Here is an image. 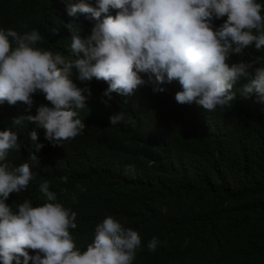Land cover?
I'll list each match as a JSON object with an SVG mask.
<instances>
[{"label": "trees", "instance_id": "1", "mask_svg": "<svg viewBox=\"0 0 264 264\" xmlns=\"http://www.w3.org/2000/svg\"><path fill=\"white\" fill-rule=\"evenodd\" d=\"M75 2L0 0V28L35 29L43 37L38 47L66 57L65 13ZM257 57L264 58V51L253 46L230 63ZM244 82L234 86L231 107L208 112L195 103L178 104L175 93L182 89L176 81L159 85L164 92H154L151 84L129 98L95 102L82 134L59 146H51L55 141L35 124H13L29 114L25 104H0V131L17 132L22 145L8 161L28 162L36 177L5 203L38 202L39 182L48 180L77 213L73 234L79 245L111 215L141 237L134 264H264V102L242 95ZM33 99L35 115L45 99ZM118 112L124 120L110 125L107 116ZM24 125L44 145L36 153L39 164L28 159L34 149ZM153 237L159 243L149 251Z\"/></svg>", "mask_w": 264, "mask_h": 264}, {"label": "clouds", "instance_id": "2", "mask_svg": "<svg viewBox=\"0 0 264 264\" xmlns=\"http://www.w3.org/2000/svg\"><path fill=\"white\" fill-rule=\"evenodd\" d=\"M66 11V57L38 47L43 37L35 29L0 28V104H25L29 114L13 124L26 120L44 129L51 146L81 135L95 102L129 98L151 84L164 92L159 85L178 82L175 101L206 112L231 107L242 80L241 94L264 102V58L230 63L247 48L264 51V3L258 0H77ZM217 20L223 22L217 26ZM35 94L45 101L33 115ZM107 119L115 125L124 114ZM24 126L34 149L28 159L39 164L36 153L44 145ZM21 148L17 132L0 131V264H134L142 245L136 230L109 215L88 242L77 244V213L48 180L39 182L38 202L5 203L36 179L28 162L8 161L9 152ZM158 243L153 237L148 250Z\"/></svg>", "mask_w": 264, "mask_h": 264}]
</instances>
